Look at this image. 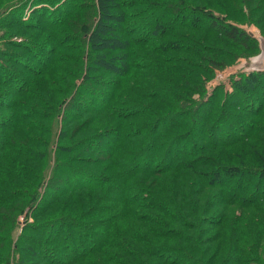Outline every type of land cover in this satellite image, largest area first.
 Instances as JSON below:
<instances>
[{
  "label": "trees",
  "instance_id": "1",
  "mask_svg": "<svg viewBox=\"0 0 264 264\" xmlns=\"http://www.w3.org/2000/svg\"><path fill=\"white\" fill-rule=\"evenodd\" d=\"M248 25L264 0H0V264H264V68L206 91Z\"/></svg>",
  "mask_w": 264,
  "mask_h": 264
},
{
  "label": "rangeland",
  "instance_id": "2",
  "mask_svg": "<svg viewBox=\"0 0 264 264\" xmlns=\"http://www.w3.org/2000/svg\"><path fill=\"white\" fill-rule=\"evenodd\" d=\"M129 11L134 12V9H129ZM243 28L245 30L251 32L252 34H254L255 37H257V40L259 41L258 42L259 43V52L255 53V54H251V55H249V57H239V58L235 59L231 64H229V65H227V66H225L223 68H216V70L214 71L213 76H211V78L209 79V81L206 84V91H207L208 94L210 92H212L219 84H225L227 89L230 90V88H231V82L230 81L233 78H236L238 74H240L242 72H250V71H252L254 69L264 68V36L262 35L261 30L255 25L243 26ZM134 37H136V36H134ZM123 38H124V41H125V46L130 48V50H131L130 52H133V50H135V51L137 50L138 51L137 54L140 56V58L137 60V65H136L137 66V71L140 72V70H141V72H142V69H143V70L148 71V72H154L156 67H157V61L148 58V59H146L147 60L146 65H144L145 62H143V60H142L143 65H144V66H142L143 68L140 67V64H139V60L143 59L141 57V55H145L146 48L148 49L149 45H145L146 46L145 47L143 45V41L140 40V39L135 40V39H131L128 36L123 37ZM152 43H150V45ZM70 44L74 45L75 43H71V42L68 43V45H70ZM148 53L149 52H146V55H148ZM133 70L134 69H131L130 75L132 74ZM139 78L140 79H138V80H132L131 84L132 85L135 84V83L140 84V81H142L141 80V76H139ZM174 78H175L174 81L181 82V81H179V78H177V77H174ZM193 98L195 100H200L201 99L199 94H195L193 96ZM168 126L169 125H167L166 127L168 128ZM59 127L62 129V126L60 124H59ZM185 146L186 147L188 146V142H184L180 146H178L176 144V142H175L173 146H170V144H169L168 147H167V150H171V148L174 147V152L179 150V148H180V151H181L182 148H184ZM235 148H237V147H235ZM186 162H187L186 166L188 167L190 165V163H188V161H186ZM193 166H194V164L191 165L190 169ZM183 171L186 172V171H188V169L184 168ZM224 176L226 178H228L226 176V174H224ZM28 211L29 210L27 209V211L25 212V213H27V215L24 213V214H22L21 216L18 217V220L22 224H24L26 218H28L29 222L33 221L32 218L29 216ZM247 212H248L247 213L248 214V220H249L250 224H253L254 220H255V217L259 214V209L256 207L255 204L252 203L250 209H248ZM183 224H184L183 228H185V229L193 228L194 234L196 233L195 230H198V228H201V229L204 228L202 225H199L198 228H197V226L195 225V220H193V219H190V220L187 219V220H185V222ZM23 226L24 225H22L21 228L16 230V234L17 235H19L21 233ZM175 235L179 236V233H175ZM185 235H186V238L189 237V235L187 233H185ZM179 237H181V236H179ZM197 239H198L199 243L202 244L203 248H207L209 246L208 245L209 242L212 240V238H208V236L202 237L201 233L199 234ZM161 241H172V240L163 239ZM189 241H191L190 237H189ZM167 256H169V255H167ZM262 258L264 259V254L260 257V259H262Z\"/></svg>",
  "mask_w": 264,
  "mask_h": 264
}]
</instances>
